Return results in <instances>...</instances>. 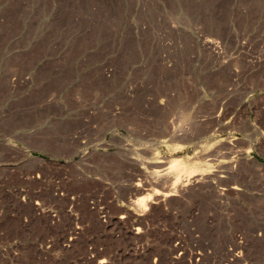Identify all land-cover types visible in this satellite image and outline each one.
<instances>
[{
  "label": "rangeland",
  "instance_id": "obj_1",
  "mask_svg": "<svg viewBox=\"0 0 264 264\" xmlns=\"http://www.w3.org/2000/svg\"><path fill=\"white\" fill-rule=\"evenodd\" d=\"M0 264H264V0H0Z\"/></svg>",
  "mask_w": 264,
  "mask_h": 264
},
{
  "label": "bare ground",
  "instance_id": "obj_2",
  "mask_svg": "<svg viewBox=\"0 0 264 264\" xmlns=\"http://www.w3.org/2000/svg\"><path fill=\"white\" fill-rule=\"evenodd\" d=\"M213 42L214 40L210 37H207L204 39V44L207 46V47H212L213 46ZM159 102L161 103L162 102V99L159 100ZM162 169H159V168H154L152 169L151 171V175L154 177V176H159L161 173H162ZM151 177V176H150ZM204 176H200L199 178H203ZM170 178L167 177L165 179V181H168ZM199 181L198 180H194V181H190L189 179L183 181V182H179L178 180L174 181L172 184L174 186L173 189H169L167 191H158L157 193L163 197V198H166L168 196H171V195H174L175 193H177L176 191H180V190H184L189 184H193V185H196V183ZM231 188L235 189V190H240L241 187L240 185L238 184H234L231 186ZM134 190L135 191H140L141 190V187H140V184L139 183H135V187H134ZM137 204L141 207L143 206V200H140L139 202H137Z\"/></svg>",
  "mask_w": 264,
  "mask_h": 264
}]
</instances>
